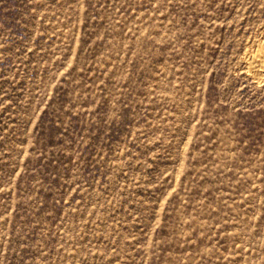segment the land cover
I'll use <instances>...</instances> for the list:
<instances>
[{
	"label": "rangeland",
	"instance_id": "374dc122",
	"mask_svg": "<svg viewBox=\"0 0 264 264\" xmlns=\"http://www.w3.org/2000/svg\"><path fill=\"white\" fill-rule=\"evenodd\" d=\"M259 51L264 0H0V264H264Z\"/></svg>",
	"mask_w": 264,
	"mask_h": 264
},
{
	"label": "bare ground",
	"instance_id": "6f19581e",
	"mask_svg": "<svg viewBox=\"0 0 264 264\" xmlns=\"http://www.w3.org/2000/svg\"><path fill=\"white\" fill-rule=\"evenodd\" d=\"M252 58H253V56H252ZM252 61V60H251ZM254 61L256 62V61H258V63H260V62H263L264 61V51H259V52H257L256 54H254ZM257 63V64H258ZM256 64V65H257ZM260 65V64H259ZM257 68V67H256ZM260 69V68H259ZM256 70V69H255Z\"/></svg>",
	"mask_w": 264,
	"mask_h": 264
}]
</instances>
